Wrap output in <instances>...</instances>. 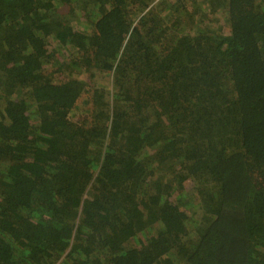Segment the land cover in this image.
<instances>
[{
    "label": "trees",
    "instance_id": "16d2710c",
    "mask_svg": "<svg viewBox=\"0 0 264 264\" xmlns=\"http://www.w3.org/2000/svg\"><path fill=\"white\" fill-rule=\"evenodd\" d=\"M0 264H264V0H0Z\"/></svg>",
    "mask_w": 264,
    "mask_h": 264
},
{
    "label": "rangeland",
    "instance_id": "374dc122",
    "mask_svg": "<svg viewBox=\"0 0 264 264\" xmlns=\"http://www.w3.org/2000/svg\"><path fill=\"white\" fill-rule=\"evenodd\" d=\"M203 12V11H202ZM216 13V12H215ZM160 14V13H159ZM216 16H217V13H216ZM214 18H216L215 16L213 17V18H211V19H214ZM217 19V18H216ZM168 21V20H167ZM202 21L203 22H200V23H202L203 25H205V24H209V22H208V19L205 17V18H202ZM210 23H214L216 26H217V28H221L222 26H225L223 23H221V21L219 22L218 20H210ZM213 24V25H214ZM103 77V79H107V78H105V76H102ZM102 79V80H103ZM99 83L100 84H102V85H106L108 88H111V82L110 81H99ZM78 105L80 106V108H79V110H87L88 109V105H89V103H84V101H83V98L79 101V103H78Z\"/></svg>",
    "mask_w": 264,
    "mask_h": 264
}]
</instances>
